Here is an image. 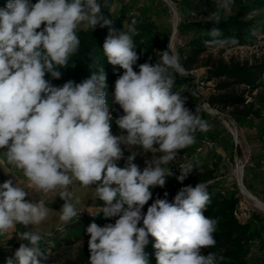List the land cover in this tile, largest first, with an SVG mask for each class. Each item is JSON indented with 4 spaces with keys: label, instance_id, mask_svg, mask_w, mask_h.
<instances>
[{
    "label": "clouds",
    "instance_id": "9594fccd",
    "mask_svg": "<svg viewBox=\"0 0 264 264\" xmlns=\"http://www.w3.org/2000/svg\"><path fill=\"white\" fill-rule=\"evenodd\" d=\"M233 4L234 0H216V11L201 19L219 23ZM103 7L99 0H7L0 8V149H6L0 167L11 165L35 191L59 196L64 224L81 214L70 185H95V196L103 205L93 216L118 218L114 224L93 222L87 227L88 264H148L149 235L155 238L157 264H216L213 253L201 251L215 246L218 224V219L203 214L211 201L206 183L180 188L171 202L165 192V198L155 199L142 213L152 199L150 186L163 188L173 175L170 162L195 142L197 131L210 129L198 109L193 114L185 107L187 98L173 91L175 74L185 73L179 54L169 44L155 64H140L137 73L136 28H112ZM97 26L109 28L102 48L108 63L124 70L115 82L112 103L123 110L115 123L126 134L111 131L103 67L80 83L55 86L45 79L46 74L61 78L58 69L69 66L80 47L77 31ZM208 34V46L238 44L235 37L221 38L217 27ZM122 145L151 152L153 158L141 171L134 163L138 152L128 150L124 167H119ZM157 152L162 155L155 156ZM193 169L190 162L182 165L176 179L183 183ZM28 195L12 179L0 184V236L11 231L28 242L21 243L6 264H47L49 259L40 247L39 232L32 227L15 231L17 225H40L49 215L44 199L30 202Z\"/></svg>",
    "mask_w": 264,
    "mask_h": 264
},
{
    "label": "trees",
    "instance_id": "16d2710c",
    "mask_svg": "<svg viewBox=\"0 0 264 264\" xmlns=\"http://www.w3.org/2000/svg\"><path fill=\"white\" fill-rule=\"evenodd\" d=\"M170 1L185 13L177 24V32L183 38L187 36L175 49L185 73L175 74L173 91L180 92L187 98L186 108L195 114L196 109L193 108L197 103V97L191 93H199L197 87L200 83L216 80L214 84L216 92L207 95L205 98L207 103L212 107H219V110L229 108L231 118L241 128L255 129L260 141V151L252 156L254 166L260 171L257 173L252 167H247L245 173L248 174V170H251L253 178L260 179L261 200L264 201V112H262L264 107V0H234L232 12L227 15L222 14V21L219 23L205 22L201 19L216 11V0ZM36 2L37 0H34L33 3ZM99 2L104 6V14L112 20V28L125 31L132 26L136 28L138 35L134 37V42L139 59L133 66L134 71L138 73L139 65L145 62L155 64L160 52L167 50L173 29L171 11L166 0H99ZM6 3L7 0H0V8ZM133 20L135 25L132 24ZM43 27L44 25L41 26ZM213 27L222 31L221 38L235 37L238 44L225 48L208 46L205 42L212 39L208 33ZM108 32V27L100 28L99 26L93 31L79 29L77 35L81 41L80 47L70 57L69 66L58 69L62 73L61 78L52 79L50 74H46L45 79L50 80L55 86H63L68 81L80 83L103 67L107 75L106 98L109 111L113 116L111 131L114 135L126 134V130H121L115 123V120L124 114L123 110L119 105L112 103L115 82L124 70L108 63L103 53V43ZM247 37H250V41H247ZM239 46H251L256 49L260 47L262 51L251 60L236 61L230 58L226 61L222 57H212L211 50L225 52ZM200 63L204 70L196 78L190 71ZM235 86H240V91ZM248 96L251 99L247 101ZM197 114L208 122L210 129L206 132L197 131L195 142L178 152L175 163L170 166L173 175L167 177L164 187L150 186L152 197L163 199L164 193L167 192V199L171 202L180 188L188 185L195 187L200 182L206 183L211 201L203 214L206 217L218 219V224L213 234L216 240L215 246L202 249V253H213L216 264H264V213L252 211L244 217L239 216L241 211L237 181L233 176L223 177L228 170L224 159H233L234 143L231 133L220 120L208 112L198 109ZM253 117H261L260 124H255ZM1 150L6 151V149ZM189 162L194 169L183 183H180L176 179L180 174L179 169ZM224 181L230 183L231 188H224ZM243 183L249 192L253 195L257 194L255 183L246 175ZM150 205L147 203L144 206L143 214H146ZM77 210L81 213V220L84 222L81 227L84 233L93 222L99 226L113 223L112 218L105 219L103 213L93 216L100 211L84 208ZM78 220L73 218L66 229ZM139 226H142V221ZM53 233L59 232L56 230ZM59 235L61 236L53 237L55 241L48 242L50 244L47 246L50 249L59 247L62 241L65 246L71 242L70 234ZM3 239L4 236H0V264H6V259L13 256L16 251H13L9 245H3L1 243ZM148 239L149 243L145 247L148 264H157L156 249L153 247L155 238L149 235ZM21 243L28 242L18 240L17 249ZM45 246L46 243L40 242L43 250ZM89 255L90 252L83 249L78 256L79 262L86 261L88 264ZM64 264L79 263L68 260Z\"/></svg>",
    "mask_w": 264,
    "mask_h": 264
},
{
    "label": "rangeland",
    "instance_id": "374dc122",
    "mask_svg": "<svg viewBox=\"0 0 264 264\" xmlns=\"http://www.w3.org/2000/svg\"><path fill=\"white\" fill-rule=\"evenodd\" d=\"M170 7L171 11V23L172 27L173 24H176V34L174 38V46L173 50L175 51L176 46L183 42L182 39L186 38L187 36L178 35L177 32V24L180 21L183 14H185L181 9H178L170 0H166ZM174 29V28H173ZM172 29V31H173ZM174 32L171 33L170 37L172 36ZM170 40V38H169ZM247 41H250V37H247ZM169 42L167 44V50L168 49ZM241 51V52H240ZM262 51V48H254V47H248V46H242V48H238L237 50H226L225 52H220L219 50H211L212 57H222L226 61L230 60V58H234L236 61H242L244 59L251 60L255 55L260 54ZM204 67L200 63L197 67L193 68L190 72L196 76V78L203 72ZM215 81L216 80H209L207 82L200 83L197 87L199 90L198 92H195L197 97V103L194 105L193 109H201L205 112H208L210 115L214 116L216 119L220 120V122L227 128V130L231 133L233 143H234V150H233V159L227 160L224 159V163L227 164L228 170L225 172L223 177H230L233 176L237 181V188H238V195L240 197V211L241 213L239 216H246L249 212L256 211V212H262L264 213V209L259 208L256 203L248 198L244 192L245 185L243 183V178L246 175L248 178L253 180V182L256 185L257 194L256 196L259 200H261V192L260 189L262 187V184L260 182L259 178H253L251 175V170H248V174L245 172L247 171V167H252L257 173H259L260 169L255 167L253 164L252 156L256 152L260 151V141L258 140L255 129H249V128H241L229 115V108L219 110V107H212L210 106L205 98L207 95L212 94L216 92L215 89ZM236 89L240 91V86H235ZM251 97L248 96L247 101L250 100ZM185 107H187L185 105ZM262 112H264V107H262ZM261 117H253V121L255 124H260ZM122 151L124 152V158L118 161L119 167H124L125 161L128 155H130V152H138L136 159L134 160V163H136L141 171L144 169L145 161L146 160H152L153 153L148 152L144 153L141 151V149H138L137 147L130 146L129 151L125 148V146H121ZM140 151V152H139ZM205 151H207V147H205ZM4 151L0 149V159H4L3 155ZM155 156H160L162 153H154ZM177 159V158H176ZM176 159L172 162H170V167L172 164L175 163ZM224 164V166H226ZM238 171V173H237ZM8 179H12L13 182H16V186L24 188L26 191L29 192V195L25 197L26 200L30 202H36L38 199H44L46 207L49 208V215L45 221H43L40 225L36 226H23V225H17V228L15 231H28L31 229L35 232H39L42 236L41 242L46 243V246L44 248L46 254L49 256L48 263L49 264H64L68 260L78 262L79 264H86L87 262H79L78 256L80 252L83 249L88 248V240L89 235L84 233L81 230V227L83 226L84 222L81 220L82 217L79 215L78 221H76L72 226L67 227L70 223L64 224V222L60 221V209L64 203L62 199L59 198V196L56 197L55 193H49L46 196L41 194L38 191H35L31 188L29 185L27 179L23 176V173L21 170L16 169L15 167L11 165H6L3 167H0V184L5 182ZM224 188H231V184L228 182H223ZM95 185H91L88 187L82 186L79 182L74 181L72 185H70V190L73 193V202L76 204V208H84L87 210H95V211H102V205L103 202L99 201L95 196ZM156 198L152 197L148 201L149 204H152ZM76 201H79L76 203ZM262 201V200H261ZM264 202V201H262ZM98 213V212H96ZM118 217H113L112 222L115 223V220ZM72 221V220H71ZM70 221V222H71ZM63 226L64 231L54 234L53 232L56 231L59 227ZM84 233V234H83ZM59 234H70V240L71 242L67 243L68 245L65 246L64 242H61V245L59 247H56L54 249H50L49 246H47L49 241H55L54 238H57L61 235ZM83 234V235H82ZM54 237V238H53ZM61 239V237H60ZM19 240L18 236L14 232H9L7 235H4V239L1 243L3 245H9L11 249L17 250V241ZM62 240V239H61ZM14 242V243H13Z\"/></svg>",
    "mask_w": 264,
    "mask_h": 264
},
{
    "label": "bare ground",
    "instance_id": "6f19581e",
    "mask_svg": "<svg viewBox=\"0 0 264 264\" xmlns=\"http://www.w3.org/2000/svg\"><path fill=\"white\" fill-rule=\"evenodd\" d=\"M176 24L174 23L173 24V31L172 32H174L173 34H172V36L170 37V40H169V44H170V46L173 48V46H174V38H175V34H176ZM237 173H238V171H237ZM244 189V192H245V194H246V196L248 197V198H250L251 200H253L255 203H256V205L259 207V208H261V209H264V202H262L261 200H259L256 196H254L251 192H249L246 188H243Z\"/></svg>",
    "mask_w": 264,
    "mask_h": 264
},
{
    "label": "built area",
    "instance_id": "2783aa9c",
    "mask_svg": "<svg viewBox=\"0 0 264 264\" xmlns=\"http://www.w3.org/2000/svg\"><path fill=\"white\" fill-rule=\"evenodd\" d=\"M34 2V0H31V3H33ZM259 44H262V42H259ZM248 47H251V46H248ZM238 48H242V46H239V47H236V48H234L233 50H237ZM241 52V51H240Z\"/></svg>",
    "mask_w": 264,
    "mask_h": 264
}]
</instances>
